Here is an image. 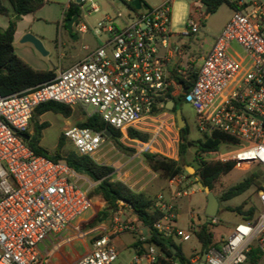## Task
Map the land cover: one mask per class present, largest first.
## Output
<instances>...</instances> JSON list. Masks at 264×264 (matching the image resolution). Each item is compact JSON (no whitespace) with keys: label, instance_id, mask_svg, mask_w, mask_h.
<instances>
[{"label":"built area","instance_id":"built-area-1","mask_svg":"<svg viewBox=\"0 0 264 264\" xmlns=\"http://www.w3.org/2000/svg\"><path fill=\"white\" fill-rule=\"evenodd\" d=\"M87 1L82 0L79 9ZM89 1V14L99 13L100 7ZM121 1L134 16L122 26L110 16L99 22L96 33L106 34L100 46H85L86 56L49 82L8 96L0 92V264H54L76 239H87L90 250L72 264H115L120 256L116 242L123 234L132 238L127 264H184L175 250L168 255L149 240L157 232L182 245L195 237L194 230L203 223L197 214H190L189 228L180 226L177 200L194 193L181 189V174L168 181L167 193L158 196L155 206L162 215L151 225L124 221L120 207L112 217L87 227L96 207L106 201L90 195L92 183L86 176L64 161L36 154L24 138L41 104L54 101L79 106L87 116L98 114L121 132L119 142L132 147L136 156L148 151L176 160V154L153 149L150 139H132L128 131L147 133L151 122L173 114L167 103L180 99L195 111L204 140L217 134L229 139L225 143L243 147L220 161L234 162L239 169L251 164L264 168V1L233 9L220 36L201 56H196L191 43L181 42V35L195 39L207 14L192 16L184 32L177 34L170 28L174 0L141 9L132 5L135 0ZM118 18L123 16L118 14ZM74 26L83 34L90 31L80 16ZM234 44L246 54L248 63L241 64L232 56ZM90 106L93 112H88ZM174 124L179 142L180 129ZM62 134L79 155L100 165H107L111 153H120L106 130L69 124ZM125 167L116 166L111 175L133 189ZM258 203L253 219L243 216L218 247L202 255L204 264H247L253 250L264 252V184L258 191ZM202 257L189 261L199 264Z\"/></svg>","mask_w":264,"mask_h":264},{"label":"rangeland","instance_id":"rangeland-1","mask_svg":"<svg viewBox=\"0 0 264 264\" xmlns=\"http://www.w3.org/2000/svg\"><path fill=\"white\" fill-rule=\"evenodd\" d=\"M144 4H147L151 8H157L167 0H142ZM239 1V0H233ZM244 5L250 6L257 2L264 0H242ZM101 9L99 13L89 14L91 2L88 0L84 4V8L80 9V22L84 23L89 28V33L83 34L75 31V35L79 38L74 40L66 28L62 25L63 11L70 3H75V0H48V2L37 12L24 16L17 22V30L15 36V52L32 68L40 71H54L60 72L62 69H66L78 62L86 56L88 51L84 48L89 46L91 49H95L100 46L106 38V34H97V29H100L98 23L104 21L106 16H110L115 19L117 24L122 26L124 21L129 20L134 16L133 10L125 2L121 0H93ZM4 5L9 8V15L0 16V28L6 29L9 25V20L12 18V8L8 1H3ZM171 31L177 34H181L187 27V22L192 16L206 15V10L201 0H174L171 5ZM118 14L123 16V19L118 18ZM233 15V9L223 4L213 14L208 15L207 19L203 21V27L194 38H187L181 35L182 43H191L192 50L196 53V56L205 55L213 42L220 36L224 27L229 22ZM26 34H32L39 38L48 55L40 53L32 43L22 42V39ZM232 56L241 64L249 62L246 54L234 44L230 50ZM226 94V92H224ZM72 115L69 118H65L62 115L54 114L52 112L45 113L36 121L39 123H48L49 126L42 131L40 139V146L54 154L57 150L60 137L62 135V129L69 124L78 126L79 122L86 119V111L79 107H71ZM179 109L182 111V115L188 122L190 129L189 142L192 146L187 150L185 154V161L183 165L186 172L182 173L183 179L181 184L182 190L193 189L194 193L187 196L179 197L177 200L176 213L179 214L180 226L188 229L190 226V214H197L201 221L208 220L205 215V207L207 203L206 195L198 186V179L193 175L198 169L199 161L204 159L206 161H217L221 157L232 155L242 149V146L233 143H223L220 145L219 150L212 154H199L197 156V149L194 146V141L204 140V136L198 130L195 111L188 104H182ZM94 107H88V112H93ZM175 116L168 113L166 116L161 117L156 122H151L152 125L148 126L150 134L151 145L153 149L159 150L174 156L179 159V142H176L175 133L177 128L175 126L176 119H172ZM34 120L32 119L28 132L33 134L34 132ZM126 147V146H125ZM134 150L132 147H127ZM73 145L70 141H66L63 146V151L73 150ZM120 151L119 154L111 153L109 160L106 161L107 166L116 170V166L126 164L123 172L128 177V183L133 186V190L136 193H143L152 202L157 201L159 195L167 193L170 189L168 180L161 176L159 173L154 172L147 164L142 153L139 157L136 156L135 151ZM148 152V151H145ZM176 159V160H177ZM224 159V158H223ZM239 169L235 167L228 174L221 175L219 179L214 183L213 192L219 200V210L215 219V225L213 230L216 233L217 238L227 237L231 229H234L237 223L241 222V215L236 212H232L229 208H236L243 205L244 210H249L252 206L259 208L258 192L256 187H252L246 193L233 198L229 201H221L222 194L232 186L238 184L247 176L253 173L262 174L261 182L264 184V168L258 164L242 165ZM188 168H193L195 172L188 173ZM191 170V169H190ZM115 177H119L116 173ZM92 183V189L96 183ZM106 207V204L96 207V213L92 216V221L102 212ZM114 213L109 214L105 219L112 217ZM122 219L124 221L132 222L136 220V215L128 208H123ZM104 219V220H105ZM100 223V222H99ZM97 223L96 225H98ZM95 225V226H96ZM132 238L130 235L123 234L117 240L116 244L120 251V256L115 264H127L130 259L131 252L127 250L130 247ZM89 243V241H88ZM182 248L189 258L202 257V250L195 237L188 242L182 244ZM86 251V244L83 242H74L71 246L65 248V253L68 254V258H72L76 254H82ZM57 263L54 260V264ZM252 264V263H247ZM253 264H264V255Z\"/></svg>","mask_w":264,"mask_h":264},{"label":"trees","instance_id":"trees-1","mask_svg":"<svg viewBox=\"0 0 264 264\" xmlns=\"http://www.w3.org/2000/svg\"><path fill=\"white\" fill-rule=\"evenodd\" d=\"M3 1H8L13 11L8 27L4 30L0 28V92L3 96H8L49 82L56 77L57 73L52 70L40 71L32 68L16 54L14 47L17 22L24 16L39 11L48 0H0V16L9 15V8L4 5ZM201 1L205 7L207 15L215 13L223 4L229 5L232 9L238 7L237 4L231 0ZM77 14L80 15V9L74 8V3H71L64 11L62 22L63 27L66 28V19H70ZM182 104V100L179 99L176 101L178 107H175V110L173 111L174 114ZM48 112L69 118L72 115V108L69 105L54 101L39 105L35 109L33 115V118H35L34 132L33 134H30L29 132L26 133L30 137V139L27 140V144L36 154L44 155L55 162L64 161L75 169L77 173L86 176L91 182L96 183L93 190L90 191V195L101 196L106 201V207L93 221L91 220L87 224V227L95 226L97 223L104 220L109 214L118 211L120 207L128 208L134 212L136 220L132 221V223L151 225L161 217L162 213L156 209L155 202H152L143 193L134 192L124 183L113 180L111 174L114 169L112 167L97 164L90 157L79 155L74 149L64 152L62 149L67 140L63 134L60 137L57 150L54 154L43 149L40 146V139L42 131L48 127L49 124L39 123L36 121V118ZM77 125L79 127L90 128L97 131L106 130L111 133V138L116 143L118 149L122 151H134L119 142L118 139L121 137V132L116 131L114 128L107 125L98 114L87 116L84 121L79 122ZM128 133L129 137L132 139H139L143 142H147L150 139V134L145 132L129 129ZM189 134V126L180 129L178 160H171L158 154L145 152L143 156L150 168L168 181L181 175L183 172H186L183 162L185 161V154L190 148ZM228 141V138L215 134L211 138L197 140L193 143L197 149V156L199 157V154L216 153L219 150L220 145ZM235 167L236 165L234 162H222L220 160L209 162L201 159L199 161L198 169H196L193 176L198 179V182H202L204 186H208L213 190L214 183L219 177L230 173ZM262 177V174L256 172L247 176L238 184L225 191L220 200H232L233 198L246 193L252 187H256V191L258 192L262 188V183H260ZM229 210L244 216L245 219H253L258 212V207L252 206L249 210L245 211L244 206L241 205L236 208H229ZM214 225L215 224L212 220H204L199 229L194 230V235L200 245L202 255L211 247H218L221 244L222 239L217 238L216 233L213 230ZM149 242L159 245L168 255H173L175 250V255L179 257L184 264H191L182 245H176L174 242L162 238L157 232L153 233ZM262 255H264V252L255 249L250 254L248 262L252 264L256 263Z\"/></svg>","mask_w":264,"mask_h":264},{"label":"water","instance_id":"water-1","mask_svg":"<svg viewBox=\"0 0 264 264\" xmlns=\"http://www.w3.org/2000/svg\"><path fill=\"white\" fill-rule=\"evenodd\" d=\"M81 2H82V0H75L74 8H79ZM132 5L136 9H141L142 7H144V8L149 7L147 4H144L142 0H135V1H133ZM79 16L80 15L77 14V15L73 16L72 18L65 20L66 29L68 30L69 35L74 40L77 39V35L73 34L74 33V24L79 19ZM22 42L32 43L34 45V47L40 53H42L43 55H48V52L45 50L42 41L39 38H37L36 36H34L32 34H26L24 36V38L22 39ZM166 107L170 111H174L176 104H175V102L171 101V102L167 103ZM176 119H177V124H178L179 129H183V128L187 127V122L182 115L181 109L176 110ZM107 136L111 137V133L107 132ZM24 138L26 140L30 139V137L27 134L24 135ZM191 146H192V144L189 143V147H191ZM187 170H188L189 174H191V172H195V170L193 168H188ZM198 186L206 195L207 203H206V207H205V215L208 217V219L211 220L217 216V213L219 210V200L215 196L214 192L208 186H204L202 182H198ZM204 261H205V257L203 256L201 261L199 262V264H204Z\"/></svg>","mask_w":264,"mask_h":264},{"label":"crops","instance_id":"crops-1","mask_svg":"<svg viewBox=\"0 0 264 264\" xmlns=\"http://www.w3.org/2000/svg\"><path fill=\"white\" fill-rule=\"evenodd\" d=\"M232 2H235L236 4H237V6H240V5H244V3H243V1L242 0H239V1H233V0H231ZM67 8H68V6H67ZM66 8V9H67ZM65 9V10H66ZM64 10V11H65ZM64 11H63V15H64ZM197 17V16H196ZM208 17V16H207ZM62 20H63V16H62ZM75 31H77V29H76V27L74 26V33H75ZM89 33V32H88ZM15 36H16V34H15ZM79 37L77 36V39H78ZM76 40V39H75ZM14 43H15V41H14ZM85 48V47H84ZM65 69V68H64ZM243 217V216H242ZM242 217H241V219H242ZM233 231V229H231V231L229 232V234L227 235V236H229L230 234H231V232ZM221 239H224V238H226V237H220ZM77 241H79V242H83L84 244H86V251L84 252V253H82V254H76L75 256H73L72 258H68V254H65V255H59L58 257H57V259H56V261H57V263H55V264H72L75 260H77L79 257H81L82 255H84L85 253H87L89 250H90V245H89V243H88V240L87 239H81V240H79V239H76V240H74L71 244H69L68 246H71L74 242H77ZM68 246H66V247H68Z\"/></svg>","mask_w":264,"mask_h":264},{"label":"flooded vegetation","instance_id":"flooded-vegetation-1","mask_svg":"<svg viewBox=\"0 0 264 264\" xmlns=\"http://www.w3.org/2000/svg\"><path fill=\"white\" fill-rule=\"evenodd\" d=\"M176 107H178V105H176ZM174 114V113H173ZM175 116V119H176V113L174 114ZM184 117V116H183ZM186 120V119H185ZM176 122H177V119H176ZM186 122H187V120H186ZM187 126H188V122H187Z\"/></svg>","mask_w":264,"mask_h":264}]
</instances>
